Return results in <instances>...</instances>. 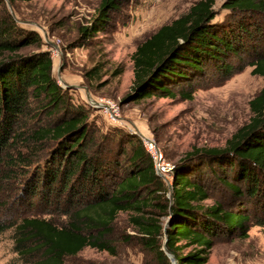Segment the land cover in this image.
<instances>
[{
	"label": "trees",
	"instance_id": "trees-1",
	"mask_svg": "<svg viewBox=\"0 0 264 264\" xmlns=\"http://www.w3.org/2000/svg\"><path fill=\"white\" fill-rule=\"evenodd\" d=\"M217 1H199L140 44L132 57L135 83L125 97L128 102L177 96L192 100L193 92L187 89L210 66L226 76L242 70L227 60L231 56L249 53L252 74L264 77V0H221L224 10L262 18L225 27L216 22ZM118 5L119 0L101 2L98 17L82 28L85 39L104 31ZM41 44L38 33H23L12 16L0 18V170L7 169L0 183L13 176L15 167H31L19 151L14 154L20 140L57 146L50 162L30 177L26 197L12 202L10 193L0 190V236L12 234L14 253L22 263L69 264L89 248L117 255L113 224L123 212L131 214L140 242L161 264H172L165 245L177 264H207L216 240L247 239L252 226L264 229V87L250 102V121L224 148L194 149L174 166L170 190L140 140L130 137L126 143L131 151L122 146L112 158L92 151L89 110L68 107L66 93L52 75L50 52L18 54L29 46L41 50ZM100 70L94 67L87 76H97ZM34 103L36 117L46 111L64 114L26 136L23 122ZM206 168L232 193L238 210L221 201L203 204L211 199ZM53 212L66 222L44 217ZM168 217L170 225L165 227L162 218ZM188 248L192 250L183 253Z\"/></svg>",
	"mask_w": 264,
	"mask_h": 264
},
{
	"label": "rangeland",
	"instance_id": "rangeland-1",
	"mask_svg": "<svg viewBox=\"0 0 264 264\" xmlns=\"http://www.w3.org/2000/svg\"><path fill=\"white\" fill-rule=\"evenodd\" d=\"M102 1L0 0V18L12 16L23 33L36 32L42 38L41 50L29 46L18 54L29 56L38 51H49L54 65L52 75L66 93L68 107L89 110L88 126L95 139L92 151L97 150L102 157L106 154L112 158L122 146L131 151V146L126 143L130 137L142 143V136H147L159 145L167 160L175 166L194 149L224 148L236 131L250 121V102L264 87V77L252 74L249 53L227 59L242 69L227 76L210 66L207 73L187 89L193 92L192 100L177 96L174 99L154 97L128 102L125 97L132 92L135 83L132 57L137 48L160 28L189 13L190 7L201 0H119L118 11L110 13L111 19L104 24V31L85 39L82 28L90 26L98 17ZM223 3L217 1L214 7L216 22L224 27L244 21L262 22L259 16L249 17L224 10ZM97 66L101 69L98 75L87 76ZM180 89L181 86L175 91ZM32 107L33 113L22 125L26 136L48 127L64 114L63 111L50 115L46 111L36 117L37 104ZM111 107L115 112L108 110ZM109 112H114V119ZM56 147L52 141L20 140L14 154L19 151L31 167L12 169L10 174L13 176L0 183V190L10 193L12 202L26 197L30 177L35 178L37 171L50 162ZM6 170L1 167V178H6ZM218 173L221 177H228L224 172ZM204 179L211 194V199L203 203L205 206L221 201L228 209L238 210L239 203L232 199V193L208 168ZM163 180L171 190L172 176ZM167 196L171 197V191ZM21 209L26 211V207ZM39 209L42 212L43 209ZM44 217L57 224L66 222L58 212ZM130 217L131 214L123 212L113 224L112 240L117 245V255L89 248L72 258L69 264H161L140 242V235ZM162 221L165 227L170 225L169 217L162 218ZM11 236V233L0 236V264H24L14 253ZM127 236L131 237L129 241H126ZM191 250L184 249L183 253ZM209 258L207 264H264V229L252 226L247 239L216 240Z\"/></svg>",
	"mask_w": 264,
	"mask_h": 264
},
{
	"label": "built area",
	"instance_id": "built-area-1",
	"mask_svg": "<svg viewBox=\"0 0 264 264\" xmlns=\"http://www.w3.org/2000/svg\"><path fill=\"white\" fill-rule=\"evenodd\" d=\"M57 53V50H54ZM115 112L114 108H108ZM113 112V113H114ZM112 112H109V116L113 117ZM142 144L145 152H147L152 160L153 168L156 171L157 175H160L163 178L171 177L174 172V165L167 160L164 152L160 149L159 145L151 138L147 136H142Z\"/></svg>",
	"mask_w": 264,
	"mask_h": 264
},
{
	"label": "water",
	"instance_id": "water-1",
	"mask_svg": "<svg viewBox=\"0 0 264 264\" xmlns=\"http://www.w3.org/2000/svg\"><path fill=\"white\" fill-rule=\"evenodd\" d=\"M164 249H165V251L167 253L168 258L172 260L173 264H177V260L175 259L174 255L167 251L166 245L164 246Z\"/></svg>",
	"mask_w": 264,
	"mask_h": 264
}]
</instances>
